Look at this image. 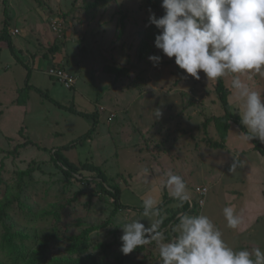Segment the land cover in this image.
<instances>
[{
    "label": "rangeland",
    "instance_id": "obj_1",
    "mask_svg": "<svg viewBox=\"0 0 264 264\" xmlns=\"http://www.w3.org/2000/svg\"><path fill=\"white\" fill-rule=\"evenodd\" d=\"M161 3L0 0V31L9 33L23 62L0 41V208L10 201L0 216V264H162L156 241L128 257L120 251L123 232L118 226L154 216L115 208L100 180H91L94 171L83 168L84 180L78 181L55 166L53 150L74 142L93 121L73 110L98 111V122L90 136L62 152L78 166L89 163L103 170L109 183L120 186L123 204L141 207L145 194L121 183H130L135 175L145 180L154 165H160L166 179V163L191 193L195 210L187 214L207 215L234 251L264 250V217L239 232L244 224L227 227L222 211L229 193L264 188V155L243 139L234 121L222 137L216 117L224 110L214 80L203 72L195 80L174 57L155 48L158 30L148 25V10L162 16ZM54 21L58 24L53 26ZM53 46L58 47L54 53ZM150 55L161 56L158 66L147 59ZM51 66L65 69L75 83L66 88L48 75ZM249 75L240 78L261 91L264 102V78L255 74L249 80ZM232 76L223 80L230 89V111L241 118L243 100L235 98ZM158 108L162 118L154 116ZM27 139L36 145L21 146ZM196 187L208 190L200 207ZM244 200L239 194L234 199L240 217L247 210L241 207ZM178 204L168 201L167 213ZM178 223L168 229L171 240L178 235Z\"/></svg>",
    "mask_w": 264,
    "mask_h": 264
},
{
    "label": "clouds",
    "instance_id": "obj_2",
    "mask_svg": "<svg viewBox=\"0 0 264 264\" xmlns=\"http://www.w3.org/2000/svg\"><path fill=\"white\" fill-rule=\"evenodd\" d=\"M161 7L164 14L160 17L148 10V25L158 30L155 48L168 58L174 57V63L195 80L201 78L200 72L210 80L232 73L230 86L235 98L243 100L241 123L247 129L243 139L264 142L262 92L240 78L246 73L264 78V0H162ZM147 59L154 67L161 62L159 55ZM154 116L162 118V110L156 109ZM234 168L235 164L230 170ZM147 172V168L143 169V173ZM165 176L163 187L170 189L171 197L180 207L185 203L191 206L183 177L171 171ZM159 203L149 191L142 200V216H159ZM222 211L227 227L238 229L242 221L235 207L228 205ZM178 220V235L167 243L162 242L164 234L159 231L161 220L148 227L138 219L126 220L118 226L123 232L120 251L128 255L156 241L162 264H264V250L256 247L234 251L207 215L184 213Z\"/></svg>",
    "mask_w": 264,
    "mask_h": 264
},
{
    "label": "trees",
    "instance_id": "obj_3",
    "mask_svg": "<svg viewBox=\"0 0 264 264\" xmlns=\"http://www.w3.org/2000/svg\"><path fill=\"white\" fill-rule=\"evenodd\" d=\"M1 40L5 41L6 46L12 52L13 56L16 57V61L23 63L22 60L19 58L18 53L16 52V49H15V46L13 45L9 37V33L6 31L5 28L0 31V41ZM57 49H58L57 46H53L51 48V51L54 53ZM214 88L217 93L218 99L221 103V106L224 110L223 115L216 117V120L218 121V127L220 128L222 137L225 138V136L227 135L228 129L230 127V121H234L243 132H246L247 129L241 123V118L239 117V115L237 113H232L230 111V103L228 100L230 89L225 85L223 77L218 80H214ZM73 111L80 113L83 116L92 117L93 121L88 131L84 133L82 136H79L78 139H76L74 142L64 144L61 147L53 150L51 158L55 166L62 171V173L67 179H73V180H78V181L84 180V177L81 173V170L83 168H85L86 170L94 171L95 173L93 177L91 178V180H100L101 189L103 190L105 194H107L110 197L115 208L143 212V207L136 208L135 206H128L121 202L120 200L121 190L119 188L120 186L117 183H109L107 181L108 178L106 174L97 165L83 163L80 166H78L72 161H70L66 155H64V153L62 152L63 150L68 149L69 147L73 146L77 141H82L88 136H90V134H92V132L95 130L96 124L98 122V115H99L98 111H93L91 113H86V112H82L78 110H73ZM207 141L210 142L213 146H220L219 142L211 141L209 138H207ZM251 141L253 143V148L261 151L262 154L264 155V145L262 144V142L258 139H253ZM26 145H36V143H34L31 139H27L24 143L21 144V146H26ZM77 175H79L80 177H77ZM171 200H175V199H173L170 195L167 194V192H165L163 196V200L157 206L159 213H160L159 216H157V219L162 221L159 231H163L162 233L164 234V238L167 240H171V237L168 235V229L172 228L173 223H176L178 221V217H176V215L193 212V210H195L193 207V203L191 202L192 206H190L189 203H185L183 207H180L178 204L176 208H173V211L172 209H170L172 213L168 214L167 213L168 208H165V207H166L167 202ZM9 205H10L9 200L5 201L2 204L0 208L1 217H4L6 215V208H8ZM163 215H165L164 218H163ZM169 223L171 224L169 225ZM144 246L136 248L132 253L125 255V256L128 257L131 254H135V253L137 254L141 252L144 249ZM120 262L118 264H123V262L122 263ZM53 264H73V263L70 261H64V262H56Z\"/></svg>",
    "mask_w": 264,
    "mask_h": 264
},
{
    "label": "crops",
    "instance_id": "obj_4",
    "mask_svg": "<svg viewBox=\"0 0 264 264\" xmlns=\"http://www.w3.org/2000/svg\"><path fill=\"white\" fill-rule=\"evenodd\" d=\"M159 166L160 165H154L153 172H152L153 174L144 178L145 180H139V177L135 175L134 177H131L130 183L129 182L125 184L121 183L122 185L121 187H135L136 189H138L137 187H140L139 192L140 193L144 192L145 195L149 191H151L158 197V199L161 202L163 200V196L166 191H167V194L170 195V189L163 187V182L166 179H164L165 177ZM163 167L166 173L170 171V168L166 163L163 164ZM157 168L159 169V171L156 170ZM252 189H253V194L250 195V191ZM255 189L257 192L255 191ZM263 192H264L263 187H253V188L245 187L241 190L234 191V193H229L231 196L229 197L228 205H233L235 207L234 199L238 194L240 195L241 199L243 200L245 199L244 204L241 207H244L247 210H241V214H242L241 221L244 225L242 226V229H239L240 230L239 232L245 231L249 226L250 227L254 226L259 221L260 217H264V196L262 194ZM125 205L135 206L136 208L142 207V206L139 207L137 205H131V204H125ZM131 211L134 213L139 212V211H133V210ZM155 220H157V216H154V218L150 221L141 220V222H143L145 226L148 227Z\"/></svg>",
    "mask_w": 264,
    "mask_h": 264
},
{
    "label": "built area",
    "instance_id": "obj_5",
    "mask_svg": "<svg viewBox=\"0 0 264 264\" xmlns=\"http://www.w3.org/2000/svg\"><path fill=\"white\" fill-rule=\"evenodd\" d=\"M55 24H58V23H56V21H54L53 26ZM55 28L57 29L56 26H55ZM59 31H60V29H59ZM16 32H17V30H14V33H16ZM47 73H48V75H51V76L57 78L66 88H69L70 86H72L76 80L73 75L67 73L65 71V69L58 67V66H51L50 68L47 69ZM69 81H71L70 84H69ZM66 84H68L69 86H66ZM112 116H113V114L110 115V118H112ZM195 192L198 195L199 199H198L197 204L200 207V206H202L201 201H203V204H204V198H205L208 190L206 187H196Z\"/></svg>",
    "mask_w": 264,
    "mask_h": 264
}]
</instances>
